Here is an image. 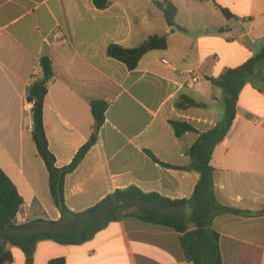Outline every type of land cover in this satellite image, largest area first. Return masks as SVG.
Masks as SVG:
<instances>
[{
    "label": "crops",
    "instance_id": "0c3cea01",
    "mask_svg": "<svg viewBox=\"0 0 264 264\" xmlns=\"http://www.w3.org/2000/svg\"><path fill=\"white\" fill-rule=\"evenodd\" d=\"M170 1L182 29L168 26L154 0H110L105 9L94 0H0V168L24 199L18 223L61 217L33 141L27 99L44 55L55 71L44 125L58 167L69 165L90 139L92 102L108 104L98 142L66 178L72 211L131 185L172 200L191 197L200 173L186 168L192 162L187 151L225 115L224 93L209 78L262 49L264 0ZM216 4L236 18L227 19ZM56 27L66 33V44L53 42ZM152 35L166 36L168 47L147 53L135 70L107 54L111 44L133 48ZM183 95L205 106L180 109ZM172 121L199 133L177 136ZM210 152L217 200L254 213L214 218L223 264H264V63L244 82L232 126ZM7 249L14 257L9 264H25L19 248ZM54 258L66 264H194L176 231L135 219L112 222L83 245L39 242L33 264Z\"/></svg>",
    "mask_w": 264,
    "mask_h": 264
},
{
    "label": "trees",
    "instance_id": "16d2710c",
    "mask_svg": "<svg viewBox=\"0 0 264 264\" xmlns=\"http://www.w3.org/2000/svg\"><path fill=\"white\" fill-rule=\"evenodd\" d=\"M109 2L110 0H94L98 9L107 8ZM154 4L162 11L168 26L179 27L176 24L177 7L172 1L154 0ZM216 6L227 19L236 18L227 8L218 4ZM167 47L166 36L152 35L133 48L111 44L107 54L123 62L129 70H135L147 53L165 50ZM262 63H264V46L243 64L228 68L217 77L209 78L212 84L224 93L225 115L215 128L199 133L188 123L171 122L177 136L189 131L200 134L199 139L187 151L192 162L186 168L200 173V179L190 198L172 200L158 192H144L139 187L131 185L117 189L92 207L75 212L66 204V178L78 168L98 142L108 104L104 101L92 102L95 124L90 139L80 148L69 165L58 167L56 157L49 148L44 125L45 99L49 85L55 78V71L52 60L46 55L42 56L38 61V71L32 76L28 85L27 99L32 104L33 141L47 168L51 198L61 217L56 221L34 219L28 223H18L17 215L24 204V199L13 181L0 168V264H9L14 260L13 254L7 249L8 245L17 247L23 252L26 258L25 264H33L37 245L41 241L49 240L70 246L83 245L91 241L110 223L124 219H135L176 231L186 260L194 264H223L220 235L212 228L214 218L225 213L246 217L254 213L225 206L217 200L214 191V168L210 164V150L214 144L222 141L230 130L236 116L240 90L245 81L253 79ZM203 106H205L203 103H198L185 95L180 96L177 101V107L180 109ZM149 154L158 161L151 152ZM48 264H66V261L64 258H54Z\"/></svg>",
    "mask_w": 264,
    "mask_h": 264
},
{
    "label": "built area",
    "instance_id": "2783aa9c",
    "mask_svg": "<svg viewBox=\"0 0 264 264\" xmlns=\"http://www.w3.org/2000/svg\"><path fill=\"white\" fill-rule=\"evenodd\" d=\"M52 39L54 43L57 44H66L68 42L66 33L63 31L61 27H56L52 33ZM194 81L197 79L194 78Z\"/></svg>",
    "mask_w": 264,
    "mask_h": 264
},
{
    "label": "water",
    "instance_id": "95a60500",
    "mask_svg": "<svg viewBox=\"0 0 264 264\" xmlns=\"http://www.w3.org/2000/svg\"><path fill=\"white\" fill-rule=\"evenodd\" d=\"M174 30H175V29H174ZM174 30H173V31H174Z\"/></svg>",
    "mask_w": 264,
    "mask_h": 264
}]
</instances>
